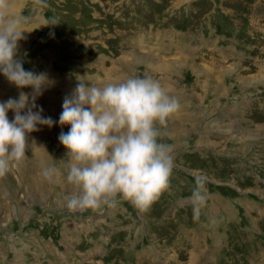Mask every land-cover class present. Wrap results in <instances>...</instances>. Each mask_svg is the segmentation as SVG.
I'll use <instances>...</instances> for the list:
<instances>
[{"label":"rangeland","instance_id":"1","mask_svg":"<svg viewBox=\"0 0 264 264\" xmlns=\"http://www.w3.org/2000/svg\"><path fill=\"white\" fill-rule=\"evenodd\" d=\"M17 3L35 29L20 41L23 67L51 82L36 103L54 124L30 134L27 161L0 179V264H168L166 221L193 206L198 176L209 196L236 206L240 221L249 220L250 203L264 206V0H47L34 10L31 0ZM86 75L97 85L148 76L180 103L160 141L173 148L171 188L147 213L127 201L102 213L66 207L70 161L58 137L70 126L59 116ZM20 91L0 73V102ZM46 167L57 169L54 182ZM180 215L175 253L189 242ZM197 258L193 264L206 260Z\"/></svg>","mask_w":264,"mask_h":264},{"label":"clouds","instance_id":"2","mask_svg":"<svg viewBox=\"0 0 264 264\" xmlns=\"http://www.w3.org/2000/svg\"><path fill=\"white\" fill-rule=\"evenodd\" d=\"M19 6L28 5L20 0ZM47 7V0H31L33 10ZM17 9V0H0V73L21 89L18 98L0 102V179L27 161L26 152L35 144L29 143L30 134L39 131L38 126L54 124L36 103L51 82L45 73L23 67L20 41L35 29L29 28L31 15ZM77 79L59 116L61 127L70 126L58 137L70 161L66 180L73 193L66 197L67 209L102 213L127 201L140 213L149 212L171 188L173 148L160 141L169 119L180 109L178 99L148 76L103 85L87 75ZM9 111L14 113L11 121ZM42 174L49 182L58 176L54 167L44 168ZM195 184L189 199L197 219L209 192L205 177H196Z\"/></svg>","mask_w":264,"mask_h":264},{"label":"crops","instance_id":"3","mask_svg":"<svg viewBox=\"0 0 264 264\" xmlns=\"http://www.w3.org/2000/svg\"><path fill=\"white\" fill-rule=\"evenodd\" d=\"M187 207V213L174 209L168 217L170 220L166 221L167 228L170 227V232L166 233L169 242L168 264H171L172 258L173 264L175 258L178 263L183 259L185 264H193L195 261L191 260L196 257L199 261L206 258L201 264H264V206L262 204L254 202L245 207L250 221H245L246 218L240 221L236 206L231 201L227 202L214 197L209 198L206 206L201 208L197 219H194L193 206L187 205ZM180 214L188 217L186 227L189 242L188 247H183L181 252L175 253L174 242L178 241V236L183 237L185 228L182 226L180 230L175 223L176 220H173L175 217L179 218ZM192 234L199 235V242L191 240ZM200 240H203L204 246L203 244L201 246ZM194 251H197L196 256Z\"/></svg>","mask_w":264,"mask_h":264}]
</instances>
